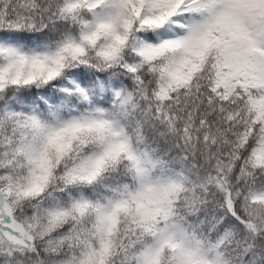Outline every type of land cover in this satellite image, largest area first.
Here are the masks:
<instances>
[{
  "label": "snow or ice",
  "instance_id": "1",
  "mask_svg": "<svg viewBox=\"0 0 264 264\" xmlns=\"http://www.w3.org/2000/svg\"><path fill=\"white\" fill-rule=\"evenodd\" d=\"M0 264H264V0H0Z\"/></svg>",
  "mask_w": 264,
  "mask_h": 264
}]
</instances>
